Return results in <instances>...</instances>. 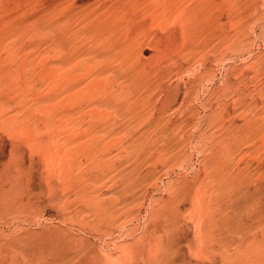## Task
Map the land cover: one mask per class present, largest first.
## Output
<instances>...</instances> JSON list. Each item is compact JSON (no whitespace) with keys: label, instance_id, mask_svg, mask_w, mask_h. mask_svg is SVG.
Wrapping results in <instances>:
<instances>
[{"label":"rangeland","instance_id":"374dc122","mask_svg":"<svg viewBox=\"0 0 264 264\" xmlns=\"http://www.w3.org/2000/svg\"><path fill=\"white\" fill-rule=\"evenodd\" d=\"M263 138L264 0H0V264H112L168 215L191 264L223 185L264 211Z\"/></svg>","mask_w":264,"mask_h":264},{"label":"bare ground","instance_id":"6f19581e","mask_svg":"<svg viewBox=\"0 0 264 264\" xmlns=\"http://www.w3.org/2000/svg\"><path fill=\"white\" fill-rule=\"evenodd\" d=\"M117 108L118 107H116L115 109ZM58 152L56 153V156L61 157ZM258 185L259 180H257V178L253 183L247 182L245 180H239L229 183L228 185L225 184L221 187L220 195L216 202L204 203L203 206L200 204L199 206H195L196 208L194 207L196 209L197 215L199 216L197 226L198 229H200L197 230V232L199 233L196 236L195 241L193 240L186 246L188 248L187 250L190 257L189 261L191 264H264V211L259 212V210L257 209L258 206L262 203V198H260L261 196H257ZM198 187L199 190L197 191H200L199 193H201L200 186ZM208 188L210 189V187ZM198 199L200 198L198 197ZM237 203L242 204L239 205V208L241 209L240 211H238ZM112 208H114V204L112 205ZM96 210H98L97 213L95 212L96 214H98L97 216L100 215L103 218L101 222L108 221L110 223L115 221L114 216L111 215L110 217L109 212H107L103 207H100ZM165 210L167 212L169 211L167 209ZM165 216L166 215H164V217ZM165 218L166 219L164 220V222L161 221V228L159 227L155 230L161 229L162 232L166 233V241H162L159 235L157 238H155L154 242L150 241L147 244V247L137 250H128V253L123 257L115 258L112 264H128L133 260V258L139 257H144V264H188L185 261L179 260V256H183L184 259H186V253L181 250L180 246L183 236H178L176 234V230L179 227V220L174 215H168ZM179 229H182V227L180 226ZM159 231L157 232L159 233ZM179 233H181V231ZM14 250H16V252H20L15 248ZM34 254L38 255L39 253L35 252ZM43 255L39 254V256L44 257ZM43 259L44 258H42V260ZM90 259H92V257ZM32 260L33 259H31V261ZM64 260H62L61 262H63ZM71 260L72 259H70V261ZM136 262V260H133L132 264H136ZM32 263L36 264L34 261ZM57 263L55 262V264ZM63 263L65 264V262ZM42 264H45V261H43ZM74 264L82 263L76 262ZM84 264L92 263L88 262Z\"/></svg>","mask_w":264,"mask_h":264}]
</instances>
